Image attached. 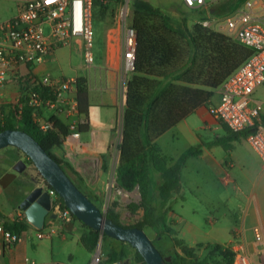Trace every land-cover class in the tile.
<instances>
[{"label": "trees", "instance_id": "trees-1", "mask_svg": "<svg viewBox=\"0 0 264 264\" xmlns=\"http://www.w3.org/2000/svg\"><path fill=\"white\" fill-rule=\"evenodd\" d=\"M103 1L107 2L93 0L92 10L97 9V20L102 13L109 12L111 16L114 13V9L105 6ZM242 1H235L228 7V13L233 12ZM130 9L131 27L136 32L134 70L125 81L124 107L119 115L121 133L114 169L115 188L126 192L137 188L143 216L142 220L131 227L144 231L150 227L155 231L152 244L163 257H170L167 264H231L233 254L223 245L198 244L188 247L171 235L174 232L167 225L166 205L172 194L179 191L181 170L188 156L195 155L198 150H189L174 161L161 153L156 140L197 108H209L216 89L252 55V50L220 31L202 26L200 22L193 24L191 28L183 22L182 28L176 29L158 9L145 2L133 1ZM74 96L78 113L87 117L89 103L85 79H76ZM26 100L23 90L20 89L18 104L21 114H17L19 106L14 105L8 115L0 120V132L20 130L30 135L60 165L75 186L100 209L99 203L82 191L79 186L82 179L71 164L54 154L62 148L69 134L68 126L56 116H51L46 122L47 127L42 129L33 120L31 115L34 109ZM261 122L264 125V115L261 116ZM223 129L226 135L215 139L213 145H220L227 156L231 151V141L246 139L252 132V128L239 133H231L226 126H223ZM79 130L86 131L87 124L80 125ZM25 162L28 166L33 165L28 158ZM154 173L160 178L156 191L161 199V206L167 208L160 217L155 215L152 205ZM23 197L24 195H21L17 206ZM58 198L65 208L62 199L59 196ZM131 206L130 203L128 207ZM21 213V220L2 222V226L17 234L26 231L30 224L24 213ZM105 216L119 224L112 211L107 212ZM72 219L78 221L73 215ZM79 223L84 229L79 241L84 249L91 253L100 238L106 235ZM156 242L162 249L156 246ZM203 251L206 253L201 256ZM106 263L145 264L135 249L120 241H117V245L111 248L108 257L100 264Z\"/></svg>", "mask_w": 264, "mask_h": 264}, {"label": "built area", "instance_id": "built-area-1", "mask_svg": "<svg viewBox=\"0 0 264 264\" xmlns=\"http://www.w3.org/2000/svg\"><path fill=\"white\" fill-rule=\"evenodd\" d=\"M16 12L11 18L0 22V90L5 85L9 74L16 76L19 89L27 98L28 104L34 109L32 118L42 129L47 127L42 122L41 113L44 109L52 112V116L78 114L74 96L76 79L53 77L46 74L37 77L31 68L50 60L57 49L71 47L76 39L84 43V62L92 63V4L93 0H15ZM220 0H182L190 9H199L204 13L200 24L211 28L218 26L229 37L242 46L252 50V55L239 66L217 89L218 103L210 108V113L231 133H239L252 128L246 137L249 145L264 161V125L261 122L262 106L253 101L254 92L264 84V17L253 12L254 0H246L235 11L225 15L221 20L211 18L212 6ZM127 10L121 7L117 20L121 31V77L125 84L127 74L134 70V51L136 32L126 23ZM20 67L28 68L25 73ZM35 87H40L37 89ZM20 97V95H19ZM18 99L14 102L19 106L17 114H21ZM1 98V96H0ZM85 121L73 122L68 125L69 136L79 137V126ZM121 123L118 126L120 140ZM51 198V211L56 220L51 219L46 226L36 229L38 240L51 239L57 233L55 227L72 222V214L63 208L57 194L46 185L43 187ZM117 193H120L118 190ZM0 235L3 244L12 247L21 241V235L6 230L0 224ZM238 231L232 232L231 241L225 245L232 254L231 264H253L246 255L243 245L237 240ZM256 252L264 256L261 236L253 229ZM101 248L97 246L88 264H100ZM23 264H39L24 258ZM66 264V263H53Z\"/></svg>", "mask_w": 264, "mask_h": 264}, {"label": "rangeland", "instance_id": "rangeland-1", "mask_svg": "<svg viewBox=\"0 0 264 264\" xmlns=\"http://www.w3.org/2000/svg\"><path fill=\"white\" fill-rule=\"evenodd\" d=\"M133 1L137 0H107V2L103 1L102 3L107 7L111 6L114 9L116 17L119 9L123 6L126 7V23L131 26L130 6ZM138 1L145 2L152 8L158 9L169 19L171 26L176 29H181L183 22H185L188 28H191L193 24L199 23L204 19V14L199 9L187 8L182 0ZM235 1L237 0H220L214 4L211 7L214 9L213 13L210 14L211 18L217 21L229 14L228 7H231ZM263 7L264 5L262 4L259 12L255 14L256 16L261 15L264 17ZM15 12V0H0V22L14 16ZM96 12L97 9L94 8L91 19L93 33L91 66H97L103 55V30L95 17ZM253 12L255 13V10ZM262 26L264 27V24ZM211 29L220 31L217 25H213ZM220 32L226 34L224 31ZM57 51L56 56L59 66L65 71L71 72L76 70L83 62L82 52L84 49L80 52L71 46L61 47ZM130 76L131 74H127L126 79ZM253 97L254 101L262 106L264 113V84L256 90ZM195 118L192 116L190 120H196ZM196 133L200 142L206 144L212 141L216 134L213 130L203 131L202 129L196 130ZM171 134L168 133L161 141L162 148H164V145H167L170 155L176 156L187 148L191 152L201 148L199 142H186L182 137L172 142ZM231 144L230 157L227 156L221 147L214 146L213 153L215 155L221 154L227 162V166H224L223 170L219 173H215L206 163L195 157V155L188 156L185 168L182 171V186L179 188L180 194L183 197L180 196L177 202H173L170 205L171 211L180 217V223L177 227L179 229L178 237L182 238L184 233L189 238L191 233H196L195 236L198 239H200V236H202V239L204 238L202 242L204 244V241L209 243L212 238H218L219 242L226 245L228 239L231 237L230 229L235 226V216L239 213L240 199L252 193V247L255 248L253 229L256 228L261 236V246L258 249H264V161L251 148L245 138L235 140ZM26 158L23 152L14 147H7L0 150V188L2 189V193L0 194V211L5 214L12 213V211L16 213L19 198L31 187L35 188L40 184H45L35 167L33 165H27L25 162ZM116 162L113 163V169H115ZM20 163L25 164L22 172H18ZM229 164L231 166L228 167ZM155 175L159 180L158 174ZM112 189L116 192L115 199L112 201L106 199V201L100 202V210L104 215L112 211L119 225L123 227L136 225L142 220L143 216V209L139 206L140 195L137 188L132 192H126L116 189L115 184H113ZM118 190H120V193H117ZM130 203L132 206L128 207ZM152 205L157 217L162 216L163 212L167 210V208L161 206V202L153 199ZM180 219L183 220L181 221ZM71 223L72 231L63 229L60 225L56 226L55 230L57 233L50 240H38L36 233H32L31 237L33 242L36 243V246L39 243L43 245L42 252L34 253L31 251L27 254V257L35 262L51 261L66 264H88L91 260L92 252L90 253L85 250L79 242V237L84 229L78 221L72 219ZM180 229H183V233L180 232ZM171 235L176 239L174 234L171 233ZM62 237L64 239L63 242L60 241ZM166 244L168 245V242ZM116 245L117 241L110 237L100 238L97 246L101 248V261H104L108 257L111 248ZM156 246L162 249L158 242H156ZM205 253L203 251L201 256ZM252 260L259 263L261 260L260 255L252 252Z\"/></svg>", "mask_w": 264, "mask_h": 264}, {"label": "crops", "instance_id": "crops-1", "mask_svg": "<svg viewBox=\"0 0 264 264\" xmlns=\"http://www.w3.org/2000/svg\"><path fill=\"white\" fill-rule=\"evenodd\" d=\"M244 1L246 0H243L242 3L236 7V9H238L244 3ZM254 1V14H256L259 12L262 4L264 5V0ZM213 11L214 9L211 10V14ZM201 12L204 13L203 11ZM259 17L262 16L260 15ZM221 19L222 18L218 20ZM98 23L102 26L103 30V55L97 66H87L84 62L83 56V62L77 67L76 70L71 72L65 71L59 66L58 58L56 56L59 50H56L54 56L50 60L34 66L31 68V71L37 77L50 74L53 77L56 75L55 77L58 76L65 79H85L89 103L87 117L80 115L79 113L73 114L71 116L61 114L56 117L67 126L70 123L84 120L87 124V130L84 132L79 130L78 139H73L68 135L65 138L62 148L56 150L54 154L64 158L71 164L73 169L82 179V182L79 183L82 191L85 192L92 200L100 203L106 201V199H110L112 201L116 196L115 190L112 189V185L114 184V169L112 166L113 163L116 162L118 156V126L120 122L119 115L124 107V79L122 80L121 77V31L115 12L113 13V16H111V13L109 14V12L107 14L102 13L98 19ZM73 47L82 52L84 49L83 40L76 39L74 41ZM83 53L84 51L82 54ZM27 70L28 68L25 67L19 68L21 73H25ZM19 95L20 89L16 80V76L9 74L5 85L0 90V120H3V118L8 115ZM215 95V99L214 97L211 99V106L209 108L203 106L197 108L191 115H189L187 118L178 123L173 129L167 131L156 140V145L163 155L175 161L188 150V148L184 149L175 156L168 153L167 145H164V148H162V139H164L168 133H172V142L175 139H179L180 137H182L186 142H199L201 148L197 149L198 152L195 153V157L206 163L215 173L221 172L223 167L227 166V162L225 161V158L221 156V154L215 155L213 153L214 146L221 147L217 144L213 145L215 139L217 140L218 138H222L226 135V132L223 129V126L225 125L219 122L210 113V108L214 107L218 103V96L216 93ZM252 98L254 101V97ZM262 115H264L263 111ZM51 116L52 112L44 109L41 113L42 122H47L48 118ZM192 116L196 117V120L191 121L190 118ZM198 123H200V125H198ZM198 129H202L203 131L213 130L216 133L215 137L207 144L200 142L196 133V130ZM221 132L222 134H220ZM231 142L229 144L232 149ZM230 152L229 157L231 154ZM229 166L231 165L229 164L228 167ZM184 168L185 165L182 168L180 174V187L182 186V171ZM152 181V199L161 202V199L156 191V187L160 183V178L158 180L157 176L152 174ZM33 188L34 187H31L27 192L24 193V195L26 196V194ZM1 193L2 189L0 188V194ZM180 196L183 197L180 194L179 189L177 193L172 194L166 205L168 208V213L166 215L167 225L174 232L173 234L176 236V239L181 240L186 246L195 247L198 244H204L202 243L204 240V238L202 239V236H200V239H198V237L195 236L196 233H191L190 237L188 238L182 232L183 229H180V232L183 233L182 238L178 237L179 229H177V227L180 223V217L171 211L170 205L173 202H177ZM238 210L239 213L237 216H235V226L230 229L231 237L228 239L226 245L232 239V232L237 230L238 236L236 238L243 245L244 251L249 257L251 263L264 264V256L262 255H260L261 260L259 263L252 260V252L257 253V248L252 247V193L245 195L240 199ZM13 212L14 211H12V213L10 212L9 214H5L0 211L2 214V217L0 218V224H2V222L10 223L16 219L21 220L22 214L19 208L16 210V213ZM50 220V218H47L45 220L44 226H46ZM62 227L65 229L64 226ZM34 232L36 233V229L32 225H29L26 231L20 233L21 241L12 247L5 246L0 235V264H23L24 258H28L27 254L29 252H42L43 245L39 243V245L36 246V243H34L32 240L31 235ZM218 240V238H212L211 242H204L205 244L223 245V243L219 242ZM60 241H64L63 237ZM223 246L225 247V245ZM36 263L53 264L54 262L46 261Z\"/></svg>", "mask_w": 264, "mask_h": 264}, {"label": "water", "instance_id": "water-1", "mask_svg": "<svg viewBox=\"0 0 264 264\" xmlns=\"http://www.w3.org/2000/svg\"><path fill=\"white\" fill-rule=\"evenodd\" d=\"M7 147L19 149L31 160L46 186L62 199L64 206L79 222L116 241L129 244L139 253L145 264H167L170 261L169 256L163 257L152 244L156 235L152 228L148 227L144 231L136 227H123L107 218L30 135L20 130L1 131L0 150ZM24 168L25 164L20 163L18 172H22ZM18 208L35 229H41L47 218L58 223L55 214L51 211L50 195L42 186H36L26 194ZM71 226L72 223H67L64 228L71 231Z\"/></svg>", "mask_w": 264, "mask_h": 264}, {"label": "flooded vegetation", "instance_id": "flooded-vegetation-1", "mask_svg": "<svg viewBox=\"0 0 264 264\" xmlns=\"http://www.w3.org/2000/svg\"><path fill=\"white\" fill-rule=\"evenodd\" d=\"M39 186H42V187H44V186H45V184L43 183V184H40ZM29 192H30V191H29ZM29 192H28V193H29ZM28 193H27V194H28ZM24 197H25V195H24ZM24 197H23L22 199H24Z\"/></svg>", "mask_w": 264, "mask_h": 264}]
</instances>
